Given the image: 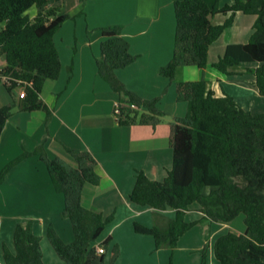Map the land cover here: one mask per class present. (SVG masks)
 <instances>
[{
	"label": "trees",
	"instance_id": "1",
	"mask_svg": "<svg viewBox=\"0 0 264 264\" xmlns=\"http://www.w3.org/2000/svg\"><path fill=\"white\" fill-rule=\"evenodd\" d=\"M49 2L0 0V55L4 54L7 60V65L0 70V82L4 80L9 93L23 87L25 109L45 110L46 121L50 108L40 93L46 80L60 75L61 59L54 35L68 18L60 14V3L48 6ZM33 8L37 10L32 16L29 10ZM174 9L175 48L172 59L160 68L161 75L173 81L180 66L205 69L211 45L232 26L235 14L241 12L255 17L251 35L246 42L228 43L212 65L226 75H233L230 67L249 64L246 72L253 75L257 93L264 97V0H233L232 3L215 0L212 6L206 0H174ZM218 13H230V16L223 23H214L212 17ZM102 33V56L97 61L99 74L115 92L125 95L127 102L137 106L135 109L123 106L120 123L155 126L163 115L157 106L159 98L143 99L117 76V69L136 58L129 51L128 40L121 35V26H104ZM6 75L11 79L5 80ZM218 82L221 93L204 77L177 84V101L186 102L188 110L170 124L172 166L161 181L138 170L130 193L133 203L152 207L155 212L172 208L175 217L169 218L165 227L136 222L135 230L154 236L156 248H172L192 226L207 222V242L201 263L207 264L209 225L230 222L243 214L245 231L220 235L214 243L215 256L220 264H264V112L245 109L225 91L222 81ZM14 102L13 96L10 103L0 107V139ZM66 149L76 165L61 157H50L40 145L10 160L0 171V183L13 166L26 157L38 155L56 191L64 195L61 215L70 219L74 233V239L65 242L50 223L47 237L55 252L67 264H92L95 260L104 264L94 242L113 216L104 217L81 202L85 184L97 186L100 182L97 161L87 150ZM195 203L203 217L199 221H187V211ZM13 238L14 251L3 244L5 264H46L41 238L33 231V220L18 222Z\"/></svg>",
	"mask_w": 264,
	"mask_h": 264
},
{
	"label": "crops",
	"instance_id": "2",
	"mask_svg": "<svg viewBox=\"0 0 264 264\" xmlns=\"http://www.w3.org/2000/svg\"><path fill=\"white\" fill-rule=\"evenodd\" d=\"M206 2L212 6L215 0ZM232 2L222 0V3ZM59 3L60 14L68 15L54 35L61 71L57 79L45 81L40 93V98L50 108V117L46 121L47 112L43 109H25V96L20 95L23 87H17L13 93H9L4 80L0 82V107L10 103L13 96L15 100L0 139V156L4 160L0 169L24 150L33 151L40 145L44 146L50 157H61L72 165H76L75 159L66 147L87 150L97 161L100 182L97 186L85 184L81 202L84 207L104 217L113 216V220L94 242L97 250V246L106 241L103 245L105 252L99 254L103 255L104 264H112L115 255V264H170L171 261L172 264H189L192 255L193 264H201L208 223L200 222L192 226L179 238L175 247L156 248L154 236L138 233L135 223L165 227L169 218L175 217V211L168 208L155 212L152 207L133 203L130 193L138 170L161 181L172 166L170 124L176 117L186 115L188 110L186 102L177 101V84L204 77L218 93H221L218 85V80H221L229 93L231 86H234L233 75L218 71L212 63L224 53L228 43L243 42L238 39L232 41L233 38L245 35L244 40H248L253 24L248 25L246 30L247 21H237L246 14L237 12L232 26L225 29L211 45L207 67L180 66L175 79L171 81L161 75L160 68L172 59L175 48L174 0H50L48 6ZM36 10L34 8L29 13L33 16ZM229 16L230 13H218L212 20L214 23H223ZM113 24L121 26V35L128 40L129 51L136 56L132 63L116 70L117 76L143 99L159 98L157 106L163 115L155 126L150 123H120L114 117L115 102L126 103L127 97L115 92L100 76L97 64L102 56V27ZM238 28L239 32L236 31ZM222 37L225 38L222 40ZM6 65V56L0 55V70ZM235 69V66L230 67L231 71ZM236 71H239L238 68ZM235 87L245 88L239 85ZM253 89L258 92L255 86ZM30 161L33 164L29 165ZM26 172L30 177L28 180L35 184L30 190L37 192V200L32 203V206H37V213L32 218H0V264H5L4 243L14 251L16 224L30 219L33 220V231L41 238L44 262L67 264L55 252L47 237V229L52 223L63 240L71 242L74 239L72 223L61 215L64 195L56 191L49 171L39 156L26 157L13 166L0 183L3 186L0 189L20 191L27 181H21ZM28 196L35 197L32 192ZM241 216L236 221L209 225V249L213 259H217L214 243L222 235L220 230L225 227L223 225H230L232 232L245 231L244 215ZM202 217L199 205L192 204L186 214L187 221H199ZM194 231H197L198 237L193 246ZM206 260L209 264L207 253ZM92 264L102 262L95 260Z\"/></svg>",
	"mask_w": 264,
	"mask_h": 264
},
{
	"label": "rangeland",
	"instance_id": "3",
	"mask_svg": "<svg viewBox=\"0 0 264 264\" xmlns=\"http://www.w3.org/2000/svg\"><path fill=\"white\" fill-rule=\"evenodd\" d=\"M68 2H70V0H68ZM33 9H30L29 12H32ZM219 16H222V14H219ZM254 20H255V17L251 16V15H241V17L239 19H237V21H243V22L247 21V23L245 24V29H246V27H248V25H252ZM249 22H252V23L249 24ZM236 31L239 32V28ZM244 36L243 37L237 36V38H233L232 41H236L234 39H238L239 41L244 42L247 40V38H246V40H244ZM224 38L222 37V40ZM216 56H217V54H216ZM248 66H250V65L249 64H241L238 67L235 66V68L236 69L238 68L239 71H236V69H235V71H233V76H232L233 78L232 79L234 81V86L233 85L231 86L229 94L232 95L234 98L236 96V98H235L236 101L245 109L250 110L252 112H264V97L258 95V93H256L254 91V89H253L254 88V84H253V81H254L253 78L254 77L252 74L246 72ZM238 85L239 86H245V88L239 89V87H235ZM3 161L4 160H2L1 156H0V165H1V163H3ZM31 164H33V161L29 162V165H31ZM20 170L22 171L21 168H20ZM28 179H30V177L28 175V172H26L23 179L21 180L23 183L25 180H27L24 183V188H22L23 190L21 189L20 191L12 192L13 189H10V191L9 190L6 191V189H0V212H3L2 215H0V218H11V217L32 218L34 216L33 214L37 213V206H32V203L35 200H37V196H36L37 192L30 190L31 187L35 186V184L32 183L33 181L31 182V180H28ZM2 187L3 186L0 185V188H2ZM30 191L32 193H34L35 197H29L28 196L31 193ZM193 206H196V205H193ZM241 217H242L241 215L238 216L235 219V221ZM223 226H225V227L223 229L221 228V230H220L221 234L230 231V229L232 230L230 225H223ZM196 232L197 231L193 232V234H194V237H193L194 241L192 244L193 246H194V244H196V240L198 237V233H196ZM212 232H214V231H212ZM214 237L212 239H214ZM211 252L212 251L208 247L207 251H206L208 263L209 264H211V263L219 264V261H217V259H213ZM193 256L194 255L191 256V258L189 260V264H193V262H194Z\"/></svg>",
	"mask_w": 264,
	"mask_h": 264
},
{
	"label": "built area",
	"instance_id": "4",
	"mask_svg": "<svg viewBox=\"0 0 264 264\" xmlns=\"http://www.w3.org/2000/svg\"><path fill=\"white\" fill-rule=\"evenodd\" d=\"M4 79L5 80H10L11 77L6 75V76H4ZM20 95L24 97L25 96V91L23 90L20 93ZM123 106H128L131 109H135L137 107L134 103H129V102L124 103L122 101L115 102L113 113H114V117H115L117 122H121V120H122V108H123ZM104 252H105V248H104L103 245L97 246V253L98 254H102Z\"/></svg>",
	"mask_w": 264,
	"mask_h": 264
}]
</instances>
